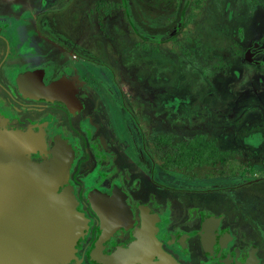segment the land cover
<instances>
[{"label": "flooded vegetation", "instance_id": "flooded-vegetation-1", "mask_svg": "<svg viewBox=\"0 0 264 264\" xmlns=\"http://www.w3.org/2000/svg\"><path fill=\"white\" fill-rule=\"evenodd\" d=\"M55 1L0 0V149L7 136L29 129L49 149L61 138L71 145L68 177L59 190L74 194L86 227L68 264H264V2L252 4L255 25L237 28L244 50L239 127L251 130L239 136L237 152L226 150L219 161L188 169L164 167L163 150L151 139L163 133L129 144L108 135L97 88L87 89L85 73L79 77L73 66L64 67V48L85 59L87 70H94L92 63L75 46L45 34L53 22L46 8ZM247 11L240 13L243 21ZM64 77L75 86L71 104L68 95L64 101V87L53 98L29 94L31 83H64ZM109 91L108 105L118 100ZM117 140L136 150L120 151ZM219 164L216 173L199 169ZM245 185L253 186L252 211L233 193Z\"/></svg>", "mask_w": 264, "mask_h": 264}, {"label": "rangeland", "instance_id": "rangeland-1", "mask_svg": "<svg viewBox=\"0 0 264 264\" xmlns=\"http://www.w3.org/2000/svg\"><path fill=\"white\" fill-rule=\"evenodd\" d=\"M254 1L259 0H56L46 8L53 22L45 34L75 46L92 63L95 71L85 68L86 60L71 46L64 48V67L73 66L79 77L85 73L87 89L97 88L109 136L129 144L154 133H206L222 151L237 152L239 136L251 130L239 127L244 50L237 28L255 25ZM109 88L118 98L110 107ZM123 142L117 140L120 151L136 150ZM204 167L199 169L216 173L222 165ZM233 193L254 210L253 186Z\"/></svg>", "mask_w": 264, "mask_h": 264}, {"label": "water", "instance_id": "water-1", "mask_svg": "<svg viewBox=\"0 0 264 264\" xmlns=\"http://www.w3.org/2000/svg\"><path fill=\"white\" fill-rule=\"evenodd\" d=\"M61 79L49 85L31 83L29 94L38 98L60 95L56 93L62 87L54 83ZM67 95L64 89V101ZM58 140L48 153L50 167L43 156L40 160L30 156L27 161H11L41 147V139L32 129L19 131L13 142H4L0 149V264H68L75 255L86 219L77 210L73 193L64 203L54 198L68 177L73 155L69 142L61 138L66 147L61 151Z\"/></svg>", "mask_w": 264, "mask_h": 264}, {"label": "trees", "instance_id": "trees-1", "mask_svg": "<svg viewBox=\"0 0 264 264\" xmlns=\"http://www.w3.org/2000/svg\"><path fill=\"white\" fill-rule=\"evenodd\" d=\"M155 149L163 150V165L166 168H196L219 161L222 151L213 138L205 133L177 137L171 132L151 137Z\"/></svg>", "mask_w": 264, "mask_h": 264}, {"label": "bare ground", "instance_id": "bare-ground-1", "mask_svg": "<svg viewBox=\"0 0 264 264\" xmlns=\"http://www.w3.org/2000/svg\"><path fill=\"white\" fill-rule=\"evenodd\" d=\"M29 77H30V75H28L27 78H29ZM23 79H25V77ZM68 81L69 80H66L65 77H64V83L57 81L54 84H59L58 86H61L62 88L64 87V89L68 92V96H69L68 98H69L70 104H71L72 101L74 100L73 99V96H74V92H75V86L71 85V82H68ZM18 133L19 132H17V134ZM15 136H16V133L10 134L9 136H7V138H6V140L4 142H13L14 139H15ZM60 140L61 139L58 140L59 142H58L57 147L61 151H63V150L66 151L65 145H63V143H61ZM41 142H42V145H41V147L38 150L41 151V153L43 155V158H44L43 159V162L46 163L50 167V161H49L50 159L48 158V153L50 152V149H49L48 145L45 142H43L42 140H41ZM30 156H31V154L28 152L27 154H24V155H22L20 157H17L15 159H11V161H21V160L22 161H27V160H30ZM53 177H54V174L52 172H50V181H51V184H53ZM60 191H62V192H60ZM62 193H64V194H62ZM52 194L53 193H51L50 195H52ZM71 194H72V192L69 189H63V190H59L58 189V193L56 194L57 196H54V198L56 199L57 197H59L58 200L60 202H63L64 203V200H67V199L69 200L70 199V195ZM66 202H68V201H66ZM27 228H29V227H27Z\"/></svg>", "mask_w": 264, "mask_h": 264}]
</instances>
